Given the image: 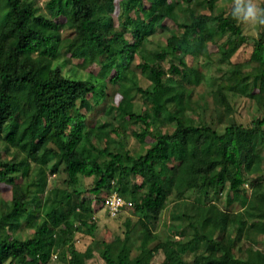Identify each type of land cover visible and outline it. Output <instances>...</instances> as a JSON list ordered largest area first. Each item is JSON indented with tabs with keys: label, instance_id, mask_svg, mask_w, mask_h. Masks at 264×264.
Returning a JSON list of instances; mask_svg holds the SVG:
<instances>
[{
	"label": "trees",
	"instance_id": "1",
	"mask_svg": "<svg viewBox=\"0 0 264 264\" xmlns=\"http://www.w3.org/2000/svg\"><path fill=\"white\" fill-rule=\"evenodd\" d=\"M217 2L0 0V188L10 191L0 197V264H86L93 250L78 251L76 235L96 240L92 206L103 193L133 211L100 251L104 264H152L161 251L164 264H264L254 248L264 247V27L249 58L231 61L246 37L232 6L213 15ZM72 61L96 74L75 77ZM239 95L261 113L249 124L232 117L229 97ZM115 112L141 127L139 144L152 139L141 154L121 125L94 120ZM84 178L92 186L81 191Z\"/></svg>",
	"mask_w": 264,
	"mask_h": 264
},
{
	"label": "rangeland",
	"instance_id": "2",
	"mask_svg": "<svg viewBox=\"0 0 264 264\" xmlns=\"http://www.w3.org/2000/svg\"><path fill=\"white\" fill-rule=\"evenodd\" d=\"M48 0H35V3L43 8L44 4L47 2ZM257 2L260 4L261 0H257ZM233 5V0H218L217 4H216V11L213 12V15L216 14V12H225L227 14V12L229 11V9L231 8V6ZM206 15H209L210 12H205ZM168 23V22H167ZM211 26H214L213 23H210ZM241 24V23H240ZM170 28L173 27L172 24H170ZM243 33L245 34L246 37V44L244 46H242L239 51L237 52L236 55H234L231 59V61L233 62H244L245 60H247L250 56L251 50L253 48L254 45V41L255 39H257L258 34H259V28H252L250 26L241 24ZM168 36V33H164L159 35L156 39V43L159 42L161 44H164L166 37ZM209 52L212 53V55L216 52V48L213 45H209ZM217 56L214 55L211 59V63H214L216 60ZM186 62L188 64L192 63V59L190 57L186 58ZM80 62L78 61H72V66H74V70L77 72L75 73V77L77 78H82V79H86L88 75L91 74H96V69L92 66L91 68L85 69L83 70H78L76 69L77 65ZM135 64H137V61L135 60ZM204 64L203 61H201L200 63H198V66L202 69ZM132 69L134 70L135 74H136V78L138 81V84L140 87L145 88L149 85V83L141 76V74L139 73L138 70L134 69V66H132ZM205 86L201 85L196 87V94H195V98L198 99V96H202L204 95L203 93H205ZM131 96H134V93H131ZM230 103L232 105V108L234 110V114L232 115L233 118L236 119L237 122L242 123V124H249L252 120L258 118L261 116V113L258 112L256 105L254 104L253 101H251L250 99L244 97L243 95H239V96H230L229 97ZM121 101V96L117 95L115 98V103H118ZM134 103H135V110L139 111V107L138 104H140V100L138 96H135L134 98ZM98 109V107L96 108ZM94 108L93 111L96 110ZM213 113V108L212 106H210L209 108H207L206 110V116L207 118H210V114ZM91 119L93 118V115L90 117ZM94 120H98L97 123H102L99 122L100 120L103 122H106L110 127H115L117 125H121L122 129L127 133L128 135V139H127V148L130 150L131 154L133 155H139L141 154L145 148H147V146L152 142V139L150 137H147L144 141L143 144H139L136 139L132 136V133H141L142 129L139 125L136 124H131L129 123L125 118H123L121 116L120 113L115 112L114 114L108 116V117H101L100 119L96 118ZM96 122V121H95ZM215 125V123H214ZM219 130L222 129V127L218 126L217 127ZM112 129V128H109ZM108 130V129H107ZM112 138H114V136H111ZM264 167V164H263ZM260 169L258 175H264V170ZM255 175L254 172H252L250 174V178L253 177ZM63 177V176H62ZM48 182L50 183V185L57 183V179L54 176H50L48 177ZM138 181H140L138 179ZM92 186V178H84L81 179L80 184L78 185V189H80L81 191H84L86 189H89ZM226 195L223 194L222 197H224ZM105 193L100 195L99 198V202L97 201H93V219L94 221L97 223V234H96V240L93 241L88 237H84V236H80V235H76L77 241L75 243V248L80 251L83 252L87 247H91L93 250V257L88 260L86 262V264H104L103 260L101 259L99 253L101 250L105 249L108 247V245L116 238V237H121V234L123 232V228H122V222L124 220L125 217H129L133 215V211L131 208H126V209H122V211L119 213V215L115 218H111L107 215L106 211H105V206H104V197H105ZM0 197L4 199V201L9 200L10 198V191H9V187L8 186H1L0 188ZM90 197V196H89ZM107 198V197H106ZM187 200L189 201H193V200H197L199 201L200 198L198 195H196L194 192H188L186 195ZM209 202L215 203L217 202L216 199L214 198L213 195H209L208 197ZM222 207V206H221ZM175 210H174V205H168L167 209L164 210L162 212V216H161V221L159 223V230L162 228L163 225L169 224L170 219L172 218L173 215H175V213L177 212H182L183 207H181V205L179 206V204L175 205ZM175 211V212H174ZM74 221L75 223L78 222L79 220V213H75L74 215ZM242 216V215H240ZM244 219V218H243ZM213 227H217V223L212 225ZM179 230V226L175 224V226L171 227V231H178ZM262 238V237H261ZM261 238L256 239L255 241L257 242L258 240H260ZM263 239V238H262ZM264 240V239H263ZM245 245H249L246 241L244 243ZM254 248H259V249H263L264 247H262L261 245H257L254 244ZM167 260V256L166 254L161 251L159 252L156 257L154 258L152 264H164L165 261ZM49 264H66V263H61L58 262L57 259L51 258V261Z\"/></svg>",
	"mask_w": 264,
	"mask_h": 264
},
{
	"label": "clouds",
	"instance_id": "3",
	"mask_svg": "<svg viewBox=\"0 0 264 264\" xmlns=\"http://www.w3.org/2000/svg\"><path fill=\"white\" fill-rule=\"evenodd\" d=\"M232 18L252 28L264 27V7L257 0H233Z\"/></svg>",
	"mask_w": 264,
	"mask_h": 264
},
{
	"label": "built area",
	"instance_id": "4",
	"mask_svg": "<svg viewBox=\"0 0 264 264\" xmlns=\"http://www.w3.org/2000/svg\"><path fill=\"white\" fill-rule=\"evenodd\" d=\"M131 204L125 201L123 198L113 193L108 196L104 201L105 211L110 217H115L121 211L124 206H130Z\"/></svg>",
	"mask_w": 264,
	"mask_h": 264
}]
</instances>
